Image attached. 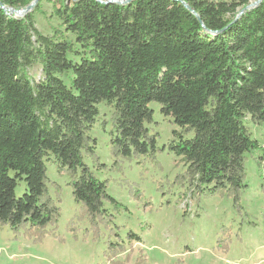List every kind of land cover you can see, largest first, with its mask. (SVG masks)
Instances as JSON below:
<instances>
[{
    "label": "trees",
    "instance_id": "obj_1",
    "mask_svg": "<svg viewBox=\"0 0 264 264\" xmlns=\"http://www.w3.org/2000/svg\"><path fill=\"white\" fill-rule=\"evenodd\" d=\"M34 1L0 0V226L44 234L57 223L48 156L69 176L95 235L98 223L112 220L106 206L119 203L85 161L105 170L91 136L103 103L114 108L115 160L157 154L148 128L157 104L181 129L168 150L186 166L181 179L194 192L234 197L247 188L246 155L262 151L264 166V147L248 126H264V0L251 9L258 0H56L74 42L60 32L44 36L32 15L17 19L2 8ZM239 9L246 11L239 16ZM35 65L42 67L38 82L29 74ZM19 182L27 185L20 198Z\"/></svg>",
    "mask_w": 264,
    "mask_h": 264
},
{
    "label": "rangeland",
    "instance_id": "obj_2",
    "mask_svg": "<svg viewBox=\"0 0 264 264\" xmlns=\"http://www.w3.org/2000/svg\"><path fill=\"white\" fill-rule=\"evenodd\" d=\"M210 1L230 4L234 0ZM59 8L56 0H39L27 15H32L44 36L60 32L74 42L55 14ZM76 49L83 51L79 46ZM80 58L70 56L75 62ZM29 74L38 82L41 65ZM71 77L64 78L65 82ZM150 107L155 115L148 128L157 137L159 151L154 157L115 160L110 143L114 108L105 103L98 106L91 136L97 141L96 155L105 170L89 158L85 161L100 181L107 182L109 195L119 203L117 209L106 206L113 218L97 224L99 234L95 235L93 224L75 202L69 176L48 156V190L59 210L57 223L44 234L30 228L15 234L0 226V264H264L263 152L246 155L247 188L234 194L240 195L238 204L227 192H194L181 179L186 166L168 150L181 129L171 117L160 114L159 105ZM248 126L253 139L264 147V126L251 122ZM26 190V183L19 182L17 197ZM129 234L139 240H129ZM110 243L119 245L116 252L109 249Z\"/></svg>",
    "mask_w": 264,
    "mask_h": 264
},
{
    "label": "water",
    "instance_id": "obj_3",
    "mask_svg": "<svg viewBox=\"0 0 264 264\" xmlns=\"http://www.w3.org/2000/svg\"><path fill=\"white\" fill-rule=\"evenodd\" d=\"M78 0H68V2H76ZM97 2H99L100 4H104V5H111V4H118V5H123V4H128L130 2H132L133 0H129V1H116V0H108V1H102V0H96ZM263 0H258L257 2H255L254 4H251V6L247 9H251L254 7L259 6L262 3ZM39 2V0H35L31 5H29L27 8L22 9V10H15V9H6L4 7H2L6 12H8V15L13 16L14 14L21 18L26 16L29 12H31V10L36 6V4ZM246 10H243L240 12L239 16L243 15L245 13ZM22 14V15H21ZM14 17V16H13ZM16 18V17H15Z\"/></svg>",
    "mask_w": 264,
    "mask_h": 264
},
{
    "label": "bare ground",
    "instance_id": "obj_4",
    "mask_svg": "<svg viewBox=\"0 0 264 264\" xmlns=\"http://www.w3.org/2000/svg\"><path fill=\"white\" fill-rule=\"evenodd\" d=\"M22 15V14H21Z\"/></svg>",
    "mask_w": 264,
    "mask_h": 264
}]
</instances>
